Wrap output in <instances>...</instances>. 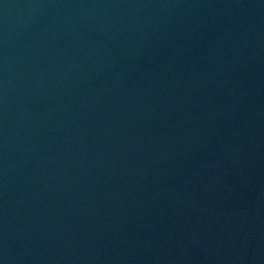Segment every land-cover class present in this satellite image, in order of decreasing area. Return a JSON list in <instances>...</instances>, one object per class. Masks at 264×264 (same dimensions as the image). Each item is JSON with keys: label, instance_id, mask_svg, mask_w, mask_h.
Returning <instances> with one entry per match:
<instances>
[{"label": "water", "instance_id": "95a60500", "mask_svg": "<svg viewBox=\"0 0 264 264\" xmlns=\"http://www.w3.org/2000/svg\"><path fill=\"white\" fill-rule=\"evenodd\" d=\"M0 264H264V0H0Z\"/></svg>", "mask_w": 264, "mask_h": 264}]
</instances>
